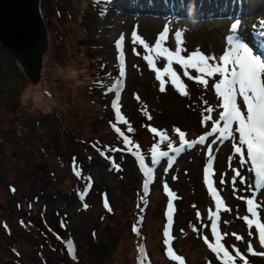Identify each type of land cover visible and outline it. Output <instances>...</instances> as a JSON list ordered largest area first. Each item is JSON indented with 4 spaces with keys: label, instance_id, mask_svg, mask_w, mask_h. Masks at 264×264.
I'll use <instances>...</instances> for the list:
<instances>
[{
    "label": "rangeland",
    "instance_id": "374dc122",
    "mask_svg": "<svg viewBox=\"0 0 264 264\" xmlns=\"http://www.w3.org/2000/svg\"><path fill=\"white\" fill-rule=\"evenodd\" d=\"M40 11L47 28L48 47L42 54L37 83L27 77L19 61L0 44V264H17L14 259L19 257L12 250L13 241L19 255H27L40 244L46 255L56 258L55 263L65 264L44 241L50 237L59 239L65 227L68 241L72 237L78 241V247L72 243L74 251L91 264H131L130 232L141 234L143 229L156 261L164 253L183 255L187 264H226L222 251L220 256L213 251V223L224 248L234 257L227 264H264V243L256 227L257 221L264 223V188L255 189L254 173L248 171L249 165L238 162L230 139L218 133L207 135L221 111L217 107L221 100L214 90L219 74L205 76V87L196 79L201 75L197 69H185L172 57V70L187 95L172 84L171 72L164 73L165 90L161 91L158 73L144 57L150 55L161 71L167 67L166 59L155 48L149 51L132 40V33L137 32L154 45L160 33L168 29L166 46L174 50L176 33H182L185 57L196 49L218 57L232 47L234 39L247 43L253 54L264 58V0H40ZM233 24L237 27L233 28ZM121 36L123 77L118 47ZM97 66L108 68L107 79L100 73L106 82L103 93L98 92L100 82L95 76L99 68L95 73L90 69ZM117 94L119 121L113 108ZM208 107L213 109L211 113L205 111ZM205 116L211 119L202 122ZM113 125L121 129L131 145L124 144ZM177 128L185 134V141L196 143L173 152L182 144ZM161 134L166 138L161 139ZM201 135H207L203 144L199 143ZM136 137L143 141L142 146L134 140ZM153 139L169 141L157 148L158 152L169 153L158 157V163L152 162ZM114 140L120 147L113 148ZM137 145L145 166L153 169L151 179L139 163ZM88 146H99L105 161L82 168ZM209 148L215 196L205 175ZM234 170L240 176H235ZM58 172L65 175L60 180L62 188L82 185L75 189L76 199L66 206H61L60 198L51 199L46 207L42 194L38 205L32 203L31 207L30 197L47 179L60 184L54 177ZM146 181L147 188L154 192L151 205L147 204L150 197L146 195ZM140 183L144 189L136 194ZM169 192L175 195L170 196ZM22 199L30 211L20 207ZM248 199L254 200L258 217L248 212ZM84 200L87 207L81 208ZM169 203L173 219L166 237L160 231L165 232L168 227L163 209ZM135 208L140 218L130 226ZM31 211L35 218L28 222ZM26 213L28 221L24 219ZM245 216L254 220L251 228L242 219ZM54 223L59 227H52ZM233 233L242 239H236ZM203 236H208L207 242ZM105 247L109 252L100 254ZM150 258V253L143 252L135 259L137 264H152ZM174 260L176 264L181 262ZM72 261L82 264L77 257Z\"/></svg>",
    "mask_w": 264,
    "mask_h": 264
},
{
    "label": "snow or ice",
    "instance_id": "6c2138e0",
    "mask_svg": "<svg viewBox=\"0 0 264 264\" xmlns=\"http://www.w3.org/2000/svg\"><path fill=\"white\" fill-rule=\"evenodd\" d=\"M232 27L236 28L237 25L233 24ZM167 35L168 29H164V31L160 33L158 39L155 41L154 45H149L137 32L132 33V40L133 43H138L149 51H151L152 48H155L157 50V54L166 59L167 67L161 71V69L156 68L150 55H146L144 57L148 61L149 65H151L157 71V79H159L161 82V91L165 90V81L163 79L164 73L171 72L172 84L179 88L183 94L187 95V93L184 92V86L178 83L176 78L177 73L172 70V57H176V62L181 64L185 69L189 67L192 69H197L201 75L196 77V79L205 87L208 85L207 79L204 78L205 76L213 77L216 74H219L220 78L214 82V90L221 100V102L217 105L221 111L218 113V120L212 121L213 126L211 128V132L207 135L218 133L221 137L230 139L232 150L235 154H238V162L242 165H249L248 171L254 173L255 189L258 191L261 188H264V58H262L261 55L253 54L252 48L249 47L247 43H241L239 41L235 43L234 47L230 48L228 51L224 52L223 55L218 57L205 55L199 49L192 51L187 57H185L182 55V53L186 51V49L183 48L182 33H176L174 50L166 46ZM229 39L231 42V38ZM123 41L124 37L121 36L118 41V47L122 46ZM119 55L122 64L120 76L123 77L125 72L123 67L124 53L122 47H120ZM210 60L218 62L212 64L209 63ZM185 74L187 75V72H185ZM109 90L111 91V89ZM137 99H139L138 96ZM113 108L116 112V118L119 121L121 119L119 94H117L115 97ZM205 111L211 113L213 109L208 107L205 109ZM149 119H151V116H149ZM210 119V116H205L202 122H206ZM221 122L223 123V126H221ZM234 125L235 127H233ZM113 127L115 128V131L123 137L125 145L132 144L129 138L124 135L123 132H121L119 127H116L115 125H113ZM128 130L132 131L131 128ZM151 131L156 133L157 129L151 128ZM175 131L179 134L182 144L180 148H174L173 152H179L183 150L185 146L192 147L193 144L196 143H188L185 141V134L181 132L179 128L175 129ZM207 135H201L199 137V143H205L207 140ZM165 138L166 137L161 134V139ZM135 147L137 148L136 154L139 156V163L142 167H145V172L149 179H151L153 169L145 166L144 156L139 154L138 145ZM157 148L158 145L153 147L151 151L153 163H158V157H167L169 155L168 152H158ZM112 151H120V149H112ZM245 151L247 153V159H245ZM208 153L209 160L207 168L205 169V175L207 178L208 187L215 196L216 189L212 187V180L210 179L213 168L211 148L208 149ZM105 155H107V153H105ZM173 160L174 157L170 159L169 166H171ZM234 171L235 176H240L239 171ZM76 175L79 176L80 173L76 172ZM173 179H175V177H173ZM232 179L235 180V177ZM88 180L90 183L91 178L89 177ZM241 182H244L243 178H241ZM164 186L167 189L166 182ZM145 187H147V181L145 182ZM252 187L253 185H249V188ZM12 191H15V189L13 188ZM169 195L174 196L175 194L169 192ZM105 203L107 206L106 199ZM219 204L220 200L217 197L218 208ZM253 204V199L247 200L248 212L251 213L252 216L258 217V213L253 207ZM85 207H87V205H85ZM168 209V227L165 229L166 237H168V228L171 227L173 219L171 203H169ZM108 210L111 211L110 208ZM242 219L247 222L249 228L253 226V219H250L248 216H245ZM204 227H207V225H204ZM256 227L259 229L260 240L262 243H264V223H259L257 221ZM210 233L215 236L216 247L213 248V251L217 253V256H220L222 251L223 257L227 258L226 264L227 262L233 261L234 257L229 254L228 250L225 249L224 245L221 243V236L218 234L217 225L215 223L210 226ZM233 235L236 236V239L238 240L242 239V237L237 236L235 233H233ZM203 239L207 242L208 236H203ZM165 243H169V240L166 239ZM248 250H252L250 245ZM236 252L237 255H240V250L238 248L236 249ZM169 255H172L171 249H169ZM173 258L181 261V264H183L181 257L174 256Z\"/></svg>",
    "mask_w": 264,
    "mask_h": 264
},
{
    "label": "trees",
    "instance_id": "16d2710c",
    "mask_svg": "<svg viewBox=\"0 0 264 264\" xmlns=\"http://www.w3.org/2000/svg\"><path fill=\"white\" fill-rule=\"evenodd\" d=\"M14 57H15V55H14ZM98 68H99L100 72L98 71ZM90 69H91L92 73L99 72V74L95 75L97 77L96 78L97 81L100 82L98 85V89H99L98 92L103 93L105 91V88H106V85H105L106 82H104V79L100 77V73H101V75L105 76L108 72V68L106 67V68L102 69L100 66H97L95 68L92 67ZM105 78L107 79V76H105ZM167 132H169V131H167ZM132 136L133 135H131V138H132ZM134 140L138 143L139 146L143 145V141L140 138L136 137ZM153 142H154V146L158 145V147H163L164 146L163 144L166 142H169V141H162V140L154 141V139H153ZM115 147H120V143L117 142L116 140H114V143H113V148H115ZM98 148H99V146H95V147H89L88 146V148H87V153H88L87 156L88 157H87L86 161L84 163H82V166H81L82 168H83V166L87 168L89 165H91L93 163L105 161L104 160V154L100 153ZM64 176H65L64 174L59 173V172L57 173V176L56 175L54 176L56 180H59L60 184H58V185L55 183V181H52V179H47L46 183L42 187L38 188L36 193H34V195H32L30 197L29 202H30L31 207H33L32 203L33 204L35 203L38 205L40 195H42V194H43V198L45 199L44 205L46 207L48 205V201H50L51 199L52 200L54 199L56 201L60 198L61 199V206L62 205L66 206V205L72 203L76 199L75 189H77V187H80L82 185L81 184L79 186L78 185H76V186L72 185V187L70 189L62 188V184H61L60 180L65 179ZM142 189H144V188L140 183V185L137 187V189L135 191L136 194H138ZM153 193H154L153 189L150 187L146 193V195L148 197H150V199H148V201H147V204H149V205L152 204ZM46 194H47V199L45 198ZM88 195H89V192L86 194V196H88ZM85 200L83 202V207L81 206V208H84L85 205H87ZM88 200H89V198H88ZM19 205L23 210L30 211V208L26 207L27 204H26L25 199H22L20 201ZM164 207H165V209H163L164 214L166 212L165 215L167 216V209H168L167 204ZM109 208H111V207H108L107 209H109ZM135 210H136V208H135ZM28 213H29V215H31V218L28 221L27 213H26V214H24V216H25L24 219H25V221L31 222V220L35 218V215L33 214V211L28 212ZM43 213L44 212H42V214ZM132 213L133 214H132V218L130 219V226L132 225V223H134V221H137L140 218L139 214H138V210H136V211L133 210ZM51 214H53V213H51ZM42 216H43V218H46V216L44 214ZM145 218H146V216L142 217L141 220H144ZM66 222H67V220L65 219V223ZM57 223L56 224L54 223V225L52 227H59L57 225ZM7 226H8V223H7ZM130 233H131L132 238H133V246H132L133 247V256H132L131 264H137L135 258L137 256H139L140 254H142L143 252L150 253V255H151L150 259H151L152 264H176L173 256H168L164 253H161V255L159 256L160 261H156L154 255L151 252V248H150L151 245H150V243L147 242V232L145 229H143L141 234H139L138 232H135V233L130 232ZM163 233H165V232L161 230L160 235H162ZM66 236H67V227H65L63 229L61 237L59 239H56L55 237H53V238L50 237L49 239L47 238V240H44V241L48 243L50 248L53 247V249L58 254V258L61 259L65 264H73L72 258H76V257L82 262V264H91L90 262L86 261L83 258V256L79 253L78 250H77L78 253L74 251L72 243L76 244V247H78L79 244H78L77 239L75 237H72V240L70 242V241H68V238H66ZM159 239H160L161 248H162V250H164V242L162 241V236H161V238L159 237ZM11 244H14L15 246L17 245V243L15 241L11 242ZM109 250H110L109 248L105 247L104 251L102 249L99 252H100V254H105V253H108ZM166 253H167V251H166ZM18 257H19L18 259H14V260L17 262H20L21 264H59V263H55L56 258L54 259L52 256L46 255V253L43 251L40 244H36L35 249L33 251L29 252L27 255H25V254L19 255L18 254ZM183 257L184 256L181 255V258H183ZM221 259L224 260L223 258H221ZM182 261H183V264H187L185 262L186 261L185 259H182ZM180 264H181V262H180Z\"/></svg>",
    "mask_w": 264,
    "mask_h": 264
},
{
    "label": "water",
    "instance_id": "95a60500",
    "mask_svg": "<svg viewBox=\"0 0 264 264\" xmlns=\"http://www.w3.org/2000/svg\"><path fill=\"white\" fill-rule=\"evenodd\" d=\"M0 44L15 55L27 77H41L48 35L40 0H0Z\"/></svg>",
    "mask_w": 264,
    "mask_h": 264
},
{
    "label": "flooded vegetation",
    "instance_id": "af4514ba",
    "mask_svg": "<svg viewBox=\"0 0 264 264\" xmlns=\"http://www.w3.org/2000/svg\"><path fill=\"white\" fill-rule=\"evenodd\" d=\"M11 232V231H10ZM12 250H13V252L15 253V252H17L18 254H20V252H18V249L16 248V246H14V247H12ZM17 264H21L20 262H17V261H15Z\"/></svg>",
    "mask_w": 264,
    "mask_h": 264
},
{
    "label": "bare ground",
    "instance_id": "6f19581e",
    "mask_svg": "<svg viewBox=\"0 0 264 264\" xmlns=\"http://www.w3.org/2000/svg\"><path fill=\"white\" fill-rule=\"evenodd\" d=\"M238 7H239V6H238ZM117 24H118V23H117ZM117 24H116V25H117ZM115 30H117V29H115ZM120 33H121V32H120ZM263 33H264V32H263ZM261 39H262V38H261ZM236 42H237V41H234V39H233V40H232V43H231V46L234 47V45H235ZM232 47H231V48H232Z\"/></svg>",
    "mask_w": 264,
    "mask_h": 264
}]
</instances>
